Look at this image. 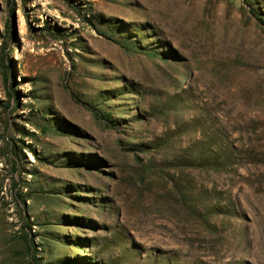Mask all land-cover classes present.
<instances>
[{
    "label": "rangeland",
    "instance_id": "obj_1",
    "mask_svg": "<svg viewBox=\"0 0 264 264\" xmlns=\"http://www.w3.org/2000/svg\"><path fill=\"white\" fill-rule=\"evenodd\" d=\"M0 264H264V0H0Z\"/></svg>",
    "mask_w": 264,
    "mask_h": 264
},
{
    "label": "trees",
    "instance_id": "obj_2",
    "mask_svg": "<svg viewBox=\"0 0 264 264\" xmlns=\"http://www.w3.org/2000/svg\"><path fill=\"white\" fill-rule=\"evenodd\" d=\"M6 69H7V68H6ZM7 71H8V70H7ZM5 78H6V81H8L9 75L6 74ZM103 120H106V121H108L112 126H115L114 123H113V121H112V120H109L107 117H103Z\"/></svg>",
    "mask_w": 264,
    "mask_h": 264
}]
</instances>
